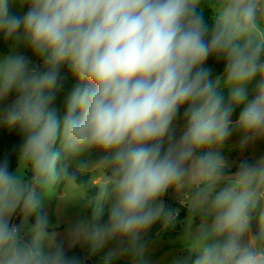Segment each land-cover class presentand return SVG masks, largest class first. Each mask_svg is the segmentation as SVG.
Instances as JSON below:
<instances>
[{
    "label": "clouds",
    "instance_id": "9594fccd",
    "mask_svg": "<svg viewBox=\"0 0 264 264\" xmlns=\"http://www.w3.org/2000/svg\"><path fill=\"white\" fill-rule=\"evenodd\" d=\"M201 2L0 0V126L21 138L14 170L0 159V264L105 249L101 264H151L145 237L180 215L169 192L187 209V255L171 264H264V156L223 151L233 134L241 153L264 142V0H206L207 18ZM65 66L76 84L61 112ZM67 187L83 195L60 209L84 215L61 234L44 201Z\"/></svg>",
    "mask_w": 264,
    "mask_h": 264
},
{
    "label": "rangeland",
    "instance_id": "374dc122",
    "mask_svg": "<svg viewBox=\"0 0 264 264\" xmlns=\"http://www.w3.org/2000/svg\"><path fill=\"white\" fill-rule=\"evenodd\" d=\"M200 8L202 10L209 11L211 13V8L207 4L206 0H202ZM14 12H22L24 10H18L15 7L13 8ZM19 52L27 55L30 59L35 61V57L30 50L24 49L23 47L18 49ZM9 53V52H8ZM7 53V54H8ZM5 54L0 53V57ZM39 62V61H36ZM61 75L64 77L63 90L58 94L57 100L55 101V106L63 112L65 98L71 89L75 86L76 80L71 76L67 67L65 66L61 70ZM248 99L251 100L253 96L252 86L249 85L248 88ZM225 98L228 97V90L224 91ZM14 95H10L9 99L5 101V104L11 103L14 99ZM243 105L237 107L233 113L232 119L235 121L238 119L239 113L242 110ZM223 151L225 156L230 161L239 162L242 159H248L249 162H254L261 156H264V142H257L255 145L249 146L244 150L243 153L239 150V135L233 134L229 140L223 146ZM232 171L236 170L235 167L231 169ZM102 174L97 172L93 179L96 183H99L102 180ZM83 193L74 187L64 188L62 191H59L57 196L52 199H45L44 201V210L48 213L49 218L52 223H59V227L56 231L63 234L65 227L75 221L78 217L84 215L79 206L68 205L63 209H60L59 204L70 203L71 201L82 196ZM59 201V204H58ZM166 204L173 207L174 204L179 203L177 197L172 193L165 197ZM107 217H104V222H106ZM18 222V221H17ZM200 223L199 218H196L193 225L192 231L195 233L196 228ZM187 229L185 219L181 222V228L177 231L176 226L169 230H161L159 224L153 226L150 232L147 234L145 239L148 241V251L147 256L151 261V264H171V260L174 256H185L187 253L183 251V238ZM73 249H76L75 252H71ZM69 251V255H77L84 257L87 255V250L82 249L80 246H76ZM104 251H107L105 249ZM104 251L98 253L96 256L91 257L87 261L90 264H101L100 256L104 254ZM114 264H129V258L124 257L123 259L117 260Z\"/></svg>",
    "mask_w": 264,
    "mask_h": 264
},
{
    "label": "trees",
    "instance_id": "16d2710c",
    "mask_svg": "<svg viewBox=\"0 0 264 264\" xmlns=\"http://www.w3.org/2000/svg\"><path fill=\"white\" fill-rule=\"evenodd\" d=\"M24 11H26V9H24ZM203 13L205 15V18L211 15V13L206 10H203ZM8 52H9V46L4 43L2 36H0V53L7 54ZM206 66L212 70L213 77H215V75L219 74L223 70V63L217 62L214 58H210L207 61ZM63 87L65 88V85H63ZM20 143H21V138L17 134L16 130L9 131L8 129L0 126V159H2L4 156L8 157L10 163V170H14V168L16 167V150L18 149ZM173 207L179 209L180 212V215L176 223V229L177 231H179L181 228V222L187 216V209L182 207L178 203L174 204ZM31 221H34V217L31 218ZM75 251L76 249H73L71 252H75ZM86 264H90V263L86 261Z\"/></svg>",
    "mask_w": 264,
    "mask_h": 264
}]
</instances>
